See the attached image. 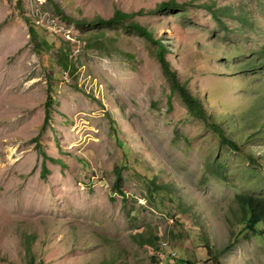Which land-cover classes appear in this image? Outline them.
I'll return each mask as SVG.
<instances>
[{
	"label": "rangeland",
	"instance_id": "1",
	"mask_svg": "<svg viewBox=\"0 0 264 264\" xmlns=\"http://www.w3.org/2000/svg\"><path fill=\"white\" fill-rule=\"evenodd\" d=\"M263 52L264 0H0V264H264L252 236L204 249L264 199Z\"/></svg>",
	"mask_w": 264,
	"mask_h": 264
},
{
	"label": "trees",
	"instance_id": "2",
	"mask_svg": "<svg viewBox=\"0 0 264 264\" xmlns=\"http://www.w3.org/2000/svg\"><path fill=\"white\" fill-rule=\"evenodd\" d=\"M170 6H174V4L172 2H167V3H162L160 5H158V9L160 10H164L167 8H170ZM130 15H125L123 13H119L118 11L114 14L113 17V21L114 23H123L125 19L129 18ZM96 23H99V21L97 20ZM127 26V25H126ZM128 26L132 27L133 30H135L137 32V35H140L144 38H147L150 42L156 43V41H154L152 38L149 37V35L147 34L146 30L141 27L140 25H138L135 22H131L128 24ZM29 35L31 38V41L35 42L36 45H40V47H47L46 42L44 41H39L37 42V35L34 31L33 28H29ZM35 52L37 54H39V49L36 47ZM262 57L264 58V52ZM163 52L160 51V48L158 47L156 50V59H158V61H160L161 65H162V70L164 72L165 75L170 76V81L172 83V87L173 89H177L178 92H180V95L182 96L183 100L186 102V104H188V106L191 108L192 112H194L196 114V116H199L201 118H204V111L202 110V108L200 107V105L197 103V99L193 98L190 94H188L186 92V90L184 89L183 86H179L173 79V73H171L169 71V66L167 64V62L163 59ZM65 65H64V69H67L69 67V65L67 64V60L65 59ZM240 68V67H239ZM171 74V75H170ZM48 90L50 91V88H48ZM52 105H53V100L51 98L50 95H48L47 97V101L45 103V111H44V120H43V124H42V129L45 128V126L48 125L50 119H51V114H52ZM248 127V126H247ZM246 127V128H247ZM212 128L215 132H220L218 130L217 125H212ZM250 131L249 133H247V135H245L244 139H241L240 141L244 142V140H250L253 137H256V133L258 131H252V127H250ZM255 135V136H254ZM223 138V137H222ZM34 142L36 143V146H38V141H39V137H35ZM224 144L228 145L230 148H232L235 151H241L240 148V144L239 142L236 140H228L223 138L222 141ZM41 155H42V177H44L47 174V170L44 167L45 166V160H50V158H48L42 151H41ZM249 156V160L250 162L254 163L255 162V157L254 155L251 156V154H248ZM57 162L59 160H56ZM120 182H121V177L119 172L116 171V178H115V182H114V189H116V191L121 195L122 192L120 191ZM164 190L169 191L168 188H164ZM124 200V198H123ZM235 205L237 207V212L235 214H238L237 217L235 218V220L233 219L230 222H233V224H231L230 226H236V227H240L238 232H235V230L232 231V228L230 229V234H229V240L227 242V244L221 248L220 250H217L214 254L212 253V249L209 248L208 244H206V247H204V249H207V251H205V255L207 256V258H213V260H217V258H219L220 256L224 255L225 253H227L234 245L235 243H237L238 237H244V239L248 238L249 236H252L254 238H257L261 244L264 246V199L263 198H259L256 196H252V195H248V194H237L235 196ZM234 214V215H235ZM141 246H146L152 250L155 251H159V248L156 244H154L152 241L150 240H142L140 242ZM176 255V254H174ZM175 257L176 256H172L171 261H174V264H176L175 261ZM180 262V264H192L189 260L181 262L182 260L177 258V262ZM27 264H34V259L32 257H28L27 259ZM165 264H169L168 262H165Z\"/></svg>",
	"mask_w": 264,
	"mask_h": 264
},
{
	"label": "bare ground",
	"instance_id": "3",
	"mask_svg": "<svg viewBox=\"0 0 264 264\" xmlns=\"http://www.w3.org/2000/svg\"><path fill=\"white\" fill-rule=\"evenodd\" d=\"M174 254H176V253H174ZM177 258H178V257L176 256V257H175V261H176V263H177ZM170 264H171V263H170Z\"/></svg>",
	"mask_w": 264,
	"mask_h": 264
},
{
	"label": "built area",
	"instance_id": "4",
	"mask_svg": "<svg viewBox=\"0 0 264 264\" xmlns=\"http://www.w3.org/2000/svg\"><path fill=\"white\" fill-rule=\"evenodd\" d=\"M171 256H177V255H171ZM179 259V258H178ZM178 264H180L179 260H178Z\"/></svg>",
	"mask_w": 264,
	"mask_h": 264
}]
</instances>
